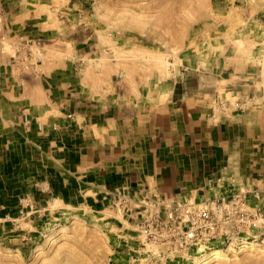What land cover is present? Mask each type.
Listing matches in <instances>:
<instances>
[{
    "label": "rangeland",
    "instance_id": "374dc122",
    "mask_svg": "<svg viewBox=\"0 0 264 264\" xmlns=\"http://www.w3.org/2000/svg\"><path fill=\"white\" fill-rule=\"evenodd\" d=\"M186 101L243 131L185 199L223 215L179 250L139 233L146 191L72 160ZM0 264H264V0H0Z\"/></svg>",
    "mask_w": 264,
    "mask_h": 264
},
{
    "label": "crops",
    "instance_id": "0c3cea01",
    "mask_svg": "<svg viewBox=\"0 0 264 264\" xmlns=\"http://www.w3.org/2000/svg\"><path fill=\"white\" fill-rule=\"evenodd\" d=\"M239 131H243L239 121L215 120L192 102L168 104L150 116L135 148L89 144L72 162L92 168L97 180L135 182L136 190L149 195L185 200L210 184L212 171Z\"/></svg>",
    "mask_w": 264,
    "mask_h": 264
},
{
    "label": "built area",
    "instance_id": "2783aa9c",
    "mask_svg": "<svg viewBox=\"0 0 264 264\" xmlns=\"http://www.w3.org/2000/svg\"><path fill=\"white\" fill-rule=\"evenodd\" d=\"M124 200L127 201L126 198ZM134 207L141 208L137 227L144 239L166 240L179 250H185L192 242L210 236L215 229L216 218L221 217L225 210L220 202L214 206H202L191 200H167L160 194L148 193L126 209Z\"/></svg>",
    "mask_w": 264,
    "mask_h": 264
},
{
    "label": "bare ground",
    "instance_id": "6f19581e",
    "mask_svg": "<svg viewBox=\"0 0 264 264\" xmlns=\"http://www.w3.org/2000/svg\"><path fill=\"white\" fill-rule=\"evenodd\" d=\"M167 62H168V60H167ZM167 71V70H166ZM245 241H246V239H245ZM210 256H213V257H219L220 256V251L219 250H215V251H213L211 254H209L208 255V252H205V251H203V254H202V259H201V261H205L207 258H210ZM212 257V258H213ZM209 260V259H208Z\"/></svg>",
    "mask_w": 264,
    "mask_h": 264
}]
</instances>
